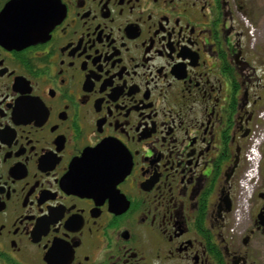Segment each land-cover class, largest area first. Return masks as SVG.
I'll use <instances>...</instances> for the list:
<instances>
[{
	"label": "flooded vegetation",
	"instance_id": "af4514ba",
	"mask_svg": "<svg viewBox=\"0 0 264 264\" xmlns=\"http://www.w3.org/2000/svg\"><path fill=\"white\" fill-rule=\"evenodd\" d=\"M261 110L264 0H0V264H258Z\"/></svg>",
	"mask_w": 264,
	"mask_h": 264
},
{
	"label": "built area",
	"instance_id": "2783aa9c",
	"mask_svg": "<svg viewBox=\"0 0 264 264\" xmlns=\"http://www.w3.org/2000/svg\"><path fill=\"white\" fill-rule=\"evenodd\" d=\"M264 124V111L259 116ZM257 132L254 135L253 143L246 154V159L249 164L243 179L241 180V188L243 193H250L252 189V182L257 179L260 167V145L264 141V127L260 129L257 127ZM240 216V212L238 214Z\"/></svg>",
	"mask_w": 264,
	"mask_h": 264
},
{
	"label": "rangeland",
	"instance_id": "374dc122",
	"mask_svg": "<svg viewBox=\"0 0 264 264\" xmlns=\"http://www.w3.org/2000/svg\"><path fill=\"white\" fill-rule=\"evenodd\" d=\"M263 154H264V146L261 148L262 157H263ZM246 170H247V168H246ZM246 170H245V172H246ZM262 185H263V181L261 179V175L259 174V179H258L257 184H255V183L252 184V187H253L252 193H243L242 194V192H241L239 194V200L241 202L242 213H247L248 209L253 208L254 204L256 203L255 200L257 199V193L259 192L260 187ZM255 212H256V210H253V213H255ZM258 253H259V259H260L258 264H264V248H259Z\"/></svg>",
	"mask_w": 264,
	"mask_h": 264
},
{
	"label": "water",
	"instance_id": "95a60500",
	"mask_svg": "<svg viewBox=\"0 0 264 264\" xmlns=\"http://www.w3.org/2000/svg\"><path fill=\"white\" fill-rule=\"evenodd\" d=\"M259 220H260V224L264 227V207L261 213L259 214Z\"/></svg>",
	"mask_w": 264,
	"mask_h": 264
},
{
	"label": "snow or ice",
	"instance_id": "6c2138e0",
	"mask_svg": "<svg viewBox=\"0 0 264 264\" xmlns=\"http://www.w3.org/2000/svg\"><path fill=\"white\" fill-rule=\"evenodd\" d=\"M102 147V146H101Z\"/></svg>",
	"mask_w": 264,
	"mask_h": 264
}]
</instances>
